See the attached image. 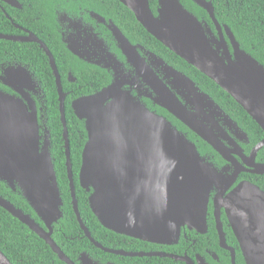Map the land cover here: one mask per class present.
I'll return each mask as SVG.
<instances>
[{
  "label": "water",
  "instance_id": "95a60500",
  "mask_svg": "<svg viewBox=\"0 0 264 264\" xmlns=\"http://www.w3.org/2000/svg\"><path fill=\"white\" fill-rule=\"evenodd\" d=\"M117 1L150 36L227 93L259 126L263 139L245 158L243 168L230 152L220 147L215 136L197 126L195 117L155 77L136 48L114 26L113 34L122 54L139 77L148 79L155 103L209 144L233 167V172L227 175L225 169L218 171L184 134L165 118L149 111L121 88L122 83L113 79L107 87L71 104L87 137L78 180L90 192L88 204L92 214L104 229L115 234L171 244L179 238L182 227L205 224L210 192L216 188L217 199L222 200L245 263L264 264V191L249 181H241L222 199L240 173L264 175V164L255 163L258 151L264 147V66L241 48L226 25L217 22L211 1L191 0L208 14L215 33L179 0H158L156 16L148 0ZM42 48L56 77L72 208L79 226L89 235L74 192L65 95L52 56L44 45ZM167 69L175 76L177 87H182L198 102L214 104L188 76L170 66ZM0 79L17 94L0 91V183L22 197L49 232L1 197L0 207L38 235L61 262L73 264L51 239L52 224L61 217L62 198L51 153L40 146L35 101L17 89L21 71L7 72ZM228 124L245 136L235 123L228 121ZM237 155L242 158L240 148ZM0 264H11L1 251Z\"/></svg>",
  "mask_w": 264,
  "mask_h": 264
},
{
  "label": "flooded vegetation",
  "instance_id": "af4514ba",
  "mask_svg": "<svg viewBox=\"0 0 264 264\" xmlns=\"http://www.w3.org/2000/svg\"><path fill=\"white\" fill-rule=\"evenodd\" d=\"M148 1L150 10L156 16L158 0L155 1L154 9H151L150 6L152 1ZM114 26L136 48L140 58L155 77L162 81L186 107L188 113L195 117L198 122L197 126L215 136L220 147L230 152L235 160L245 168V158L250 155L253 147L263 137L259 142L251 145L247 133L197 84L195 85L199 90L207 94L215 105L198 102L182 87H177L175 76L168 71L167 66L172 67L177 72L184 73L158 55L150 47L146 37L141 32H137L136 25L132 23L130 18L123 15L119 5L110 0H0V78L5 77L7 72L18 73L21 71V80L17 81L19 86L16 85L17 83L15 85L18 90H21V93L35 101L40 146L48 148L51 153L52 139L45 92L51 87L57 93L56 77L50 60L42 48L44 45L51 54L59 75L61 88L65 95L64 110L66 99L70 93L84 89L86 91L92 90L91 93L78 98L86 97L107 87L113 79H117L119 83L123 84L121 87L123 90L128 91L149 111L165 118L190 142L194 143L199 154L205 157L208 163L212 164L218 171L225 169L227 175H231L233 172V167L209 144L155 103V93L152 91L148 79L139 77L128 58L122 54L113 34ZM212 31L215 33L214 26ZM4 37L12 39L8 40ZM84 71L93 74L88 78V82L80 84L77 73L81 75ZM0 91L17 96L15 90L3 84L1 79ZM73 101L70 102V108ZM228 121L235 123L239 131L245 136L241 135L240 132L236 133ZM239 148L242 158L237 155ZM258 153L255 163L264 164L257 160ZM80 166L81 155L77 183L74 180L71 163L74 192L76 190L75 185L78 184L82 190L80 195L86 194L85 197L88 201L90 192L83 189L78 180ZM246 175L264 176L240 173L236 182L224 192L222 199L238 183L249 181V178L245 177ZM218 192L216 188L210 192L205 224L194 228L182 227L179 238L171 244L151 243L102 230L91 233L87 228L89 235H86L77 222L70 199L71 209L79 226V231L76 236L63 233L62 246L64 243L68 244L67 249L76 256L74 260H71L73 264H246L228 222L225 209L222 207V200L217 199ZM63 207L62 201L61 217L52 224L51 239L53 241L55 227L59 226L64 219ZM27 215L35 221L40 229L46 233L49 232L45 223L35 214L34 217L30 214ZM35 236L42 240L38 235L35 234ZM79 242L87 245V250L78 252L75 246ZM54 243L56 244L55 241ZM57 246L59 247V245ZM59 249L67 256L60 247ZM67 258L70 260L68 256Z\"/></svg>",
  "mask_w": 264,
  "mask_h": 264
},
{
  "label": "trees",
  "instance_id": "16d2710c",
  "mask_svg": "<svg viewBox=\"0 0 264 264\" xmlns=\"http://www.w3.org/2000/svg\"><path fill=\"white\" fill-rule=\"evenodd\" d=\"M108 1V0H106ZM119 5L125 17L130 18L136 25L137 32H141L149 41L150 47L170 65L183 72L195 82L205 93H207L221 108H223L234 121L247 133L251 145L256 144L263 137V132L259 126L246 114V112L220 87L213 81L201 74L197 69L188 65L184 60L177 57L174 53L165 48L155 38L150 36L143 27L135 20L133 14L116 0H110ZM151 9H154L155 1L151 0ZM183 7L196 16L199 20L206 21L213 29L208 14L196 6L191 0H179ZM211 1L214 8V15L217 22L226 25L235 39L239 42L241 48L250 54L255 60L264 66V0H207ZM141 38V37H140ZM137 38L139 40H142ZM10 45V43H8ZM44 60L43 54L41 55ZM92 72L84 71L81 75L77 73L80 84L88 82ZM76 89L74 88V91ZM91 91L80 90L68 95L65 102V120L68 131L70 160L73 165L74 180L77 183V173L80 162L82 148L86 142V132L82 122L73 114L70 108V102L79 96L91 93ZM48 105L49 127L51 131L52 150L54 170L64 204V219L59 226L55 227L53 239L64 253L74 260V256L69 249L68 244L62 246V234L76 236L79 226L76 223L75 216L71 209L70 193L68 186V177L65 166V154L63 153L62 124L58 111L57 93L54 88H48L45 92ZM258 161L264 163V147L258 153ZM252 184L258 186L264 191V176H245ZM75 197L78 204V211L83 224L91 233L104 229L96 217L92 214L87 198L81 196L78 184L75 185ZM79 190V192H78ZM0 196L10 202L15 208L33 217L32 209L19 195L12 192L9 188L0 183ZM75 248L79 251L87 250V245L79 242ZM0 251L10 261L11 264H65L61 262L52 250L39 240L25 225L19 220L13 218L8 212L0 207Z\"/></svg>",
  "mask_w": 264,
  "mask_h": 264
}]
</instances>
